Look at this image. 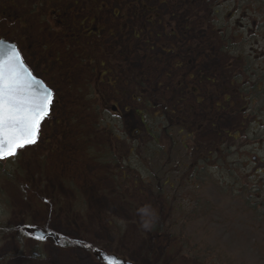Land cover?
Instances as JSON below:
<instances>
[{
    "label": "rangeland",
    "instance_id": "obj_1",
    "mask_svg": "<svg viewBox=\"0 0 264 264\" xmlns=\"http://www.w3.org/2000/svg\"><path fill=\"white\" fill-rule=\"evenodd\" d=\"M137 1L101 0L104 26L96 35L88 34L92 27L83 18L98 11L97 0L0 1V39L18 44L35 77L54 93L43 129L46 136L15 157L0 160L6 170L15 171L5 180L0 176V264H103L97 259L99 252L131 264H264V180L235 179L236 170L228 178L222 170L229 164L241 166L239 173L247 176L254 168L252 155L264 160V91L255 86L256 92H250L249 83L230 84L237 50L243 63L249 55V70L264 87V30L258 28V4L148 0L141 1V7ZM131 5L137 7L131 11L138 12L139 21L107 19L110 9L124 11ZM147 12L159 15L152 22L154 29L190 36L194 42L183 50H192L203 76L212 75L221 88L219 97L209 98L203 87L200 104H194L186 89V104L195 105L194 117H189L203 125L196 139L200 150L211 149L218 132L222 136L237 128L243 131L235 142L239 154L233 151V158L216 164L210 177L182 178L176 162L186 164L187 159L178 148L172 149L168 165L158 163L164 160L161 154L150 164L149 138H143L144 146L135 141V130L141 137L143 127L132 110L142 107L133 101V86L117 76L118 69L108 59L116 47L122 57L137 60V67L128 71H142L156 83L163 68H141L143 60L136 54L141 44L132 34L147 27L138 17ZM196 27L205 30L198 32ZM221 28L233 46L227 53L220 51ZM212 29L218 30L217 36ZM179 88L185 90L183 85ZM226 91L229 95H223ZM172 96L177 95L168 98ZM113 97L121 109L127 108L117 117L101 112V100L110 105ZM243 188L260 191L246 201ZM256 206L260 213L252 217ZM159 226L163 230H157ZM22 229L28 234L21 244ZM34 230L52 236L36 240Z\"/></svg>",
    "mask_w": 264,
    "mask_h": 264
},
{
    "label": "flooded vegetation",
    "instance_id": "obj_2",
    "mask_svg": "<svg viewBox=\"0 0 264 264\" xmlns=\"http://www.w3.org/2000/svg\"><path fill=\"white\" fill-rule=\"evenodd\" d=\"M119 1L120 0H113L114 3H118ZM141 1L148 3V0L137 1L141 7L143 6ZM159 1L160 0H158V2ZM97 2L100 4L98 11L94 13L89 12V17L83 18V20H88L89 25L92 27L89 29L90 32L88 33L91 35L100 34L104 26L101 25V19L104 18L102 14L105 12L102 13L101 8L106 10V8H104L105 4L101 5V0H97ZM83 4L84 10H86L85 2H83ZM125 4L126 3H124V5ZM132 7L137 8L134 5H131V8L127 7L123 9L124 11L116 10L115 8L110 9V14L107 16V19L110 21H120V23H122V21H128L129 19L139 21L136 16L138 12L131 11ZM138 17L142 20L139 23L141 26L147 25V27H144L141 30H133L132 32L134 39L141 44L139 50L136 52L137 56L143 60L141 68L144 69V66H148L149 68L154 69L156 65H161L164 73L155 76L156 83L149 78L146 79L143 76L144 73L142 71L131 73L128 70L132 67H137V60L131 62L126 55L122 57L123 54H121V51L116 47L113 48V51L109 54L110 58L108 59V64L111 67L118 69L117 76L123 78V80L133 86V90L135 91L133 101L142 107L141 109L135 108L132 110L133 114L137 116L143 127V135L141 137H139L140 130H135V141L137 140L138 142H141L139 145L144 146L143 138H149L150 141L148 140L149 142H147L149 146L146 144V149L148 151L147 156L150 164H154L156 160L155 157L158 154H161L163 155L164 160L158 163L162 166L168 165L171 163L172 149L178 148L181 151L182 156L187 159L186 164H182L179 161L176 162V167L182 169V178L198 179L197 177H200L201 175H209L208 177H210V171L218 169L216 164L221 161H229L233 158V151H236V153L239 154L240 149L235 142L238 136L242 135L243 131L237 128L236 130H233V134L230 132H224L222 136L225 135L226 137H222L218 132L216 134L219 136V139H217L216 144H214L209 150H200L196 143V139L197 134L201 131L203 125L198 124V119L190 118L193 115L194 104L202 103L201 96L205 94V97L207 96L209 98L219 97L221 95L219 94L221 88H218V83L215 82L212 75H209L210 77L203 76L202 70L200 69V63H198L197 60H195V57L192 56L193 51L189 50L186 53V51L183 50V47L186 44H189L190 41L192 43L194 42L190 39V36H186L187 38H185L184 35L179 34L173 29H154L152 22L154 19L156 20L159 18V15L157 14L156 16H153L152 13L147 12V14H138ZM197 17L198 15L196 14L194 19L196 22L199 21ZM119 25L122 26V24ZM198 26H201V24L198 23ZM123 27H127V25L125 24L122 28ZM195 29L198 32L205 30L200 27H196ZM221 30L222 29H219V32L222 35ZM119 31L121 33L120 27ZM143 32H145L146 39L142 38ZM210 32L216 36L219 33L216 29H212ZM196 35L198 34H193V38H196ZM223 37L224 39L219 40L221 45L220 51L227 53V51L232 49L228 43V41L230 42L231 40L230 38L227 40L226 35ZM231 63V86H233L232 80L235 81L234 85L238 83L241 85L248 84V76L243 69V62L241 60L236 61L233 59ZM55 64L58 65L59 61L55 60ZM225 69L229 70V67L226 66ZM107 80L110 79L107 78ZM182 85L185 86V90L179 88ZM202 88L205 90V94L202 93ZM186 89L189 92V94L186 95L193 98L194 104H186ZM260 90L261 89H258V91ZM241 92H243V90H241ZM160 93H164V95L166 94L165 98L159 96L158 94ZM172 93H175L177 96L175 98L174 96L168 98ZM229 93L230 91H226L223 95H229ZM241 98L243 100V97ZM107 104L108 103L105 102L103 98L101 100L102 113L117 117L122 111H127V108H120V104L116 97H113V103H110V105ZM49 117L41 126L39 142L46 136L43 129ZM155 122L158 123L157 126L155 125ZM212 128L217 131V128ZM136 146H138V144H136ZM250 161V164L253 165L254 168H252V172L248 173L247 176L243 173H239L242 169L241 166L235 168L236 166L232 164L224 167L222 169L224 170L223 173L229 175L228 178L234 176L235 179L241 180H264V160L252 155ZM242 162L243 161H238L237 163L240 164ZM201 170H203V173ZM235 170L237 171L235 174L236 176L232 175ZM168 172L169 170L166 169L165 174L162 175L166 177ZM256 174L260 175V177Z\"/></svg>",
    "mask_w": 264,
    "mask_h": 264
},
{
    "label": "snow or ice",
    "instance_id": "obj_3",
    "mask_svg": "<svg viewBox=\"0 0 264 264\" xmlns=\"http://www.w3.org/2000/svg\"><path fill=\"white\" fill-rule=\"evenodd\" d=\"M53 102L52 89L27 70L17 46L0 39V160L13 158L20 149L39 142ZM141 211L149 215L147 209ZM35 239L45 237L41 233Z\"/></svg>",
    "mask_w": 264,
    "mask_h": 264
},
{
    "label": "trees",
    "instance_id": "obj_4",
    "mask_svg": "<svg viewBox=\"0 0 264 264\" xmlns=\"http://www.w3.org/2000/svg\"><path fill=\"white\" fill-rule=\"evenodd\" d=\"M0 1H3V2H7V0H0ZM252 2H256L257 4H258V6H257V10H258V12L261 14V15H259V26H258V28L259 27H261V28H263V30H264V0H251ZM253 4H255V3H253ZM257 10L255 11V12H257ZM222 29V28H221ZM226 39L228 40L229 39V36L228 35H226ZM228 43H229V45H230V42L228 41ZM234 46H235V43L233 44ZM232 47V49H233V46H231ZM231 49V50H232ZM239 52L236 50L235 51V53H234V60H236V61H239V60H241V58H242V54L241 55H239L238 54ZM248 57H249V55L248 56H246V59H247V61H246V63H243L242 65H243V69L245 70V72L247 73V76H248V83H249V90H250V92H251V88H252V90L254 91V92H256L255 91V86H256V89L258 90V89H264V87H260V77H258L257 78V75H256V72H254V70L253 69H251V70H249L250 69V67L248 66ZM264 91V90H263ZM13 172H15L13 169H8V170H6L3 166H1L0 165V176H2V178L5 180V178L6 177H8V176H13L14 175V173ZM256 181V180H255ZM245 189V190H244ZM225 190V189H224ZM253 190V191H252ZM242 191H244V195H245V197L247 198L246 199V201H249L251 198H253V197H255L256 196V194H257V192L258 191H260V189H258V188H254V189H246V188H243V190ZM223 193H226V191H223ZM262 197V195H260V194H258V198H261ZM264 203V202H263ZM262 203V204H263ZM254 207V206H253ZM257 210V206H256V209H255V211H252V212H254V213H252L251 215H252V217H253V215H255L256 213L255 212H259L260 213V210H258V211H256ZM247 211V210H246ZM264 213V212H263ZM260 221H263L261 218H257V222H260ZM0 228H2V226H0ZM156 229L157 230H163V228H162V226H159V227H156ZM28 233H27V231L24 229H22V230H19L18 231V239H20V242H21V244H22V242L24 241V238H26V235H27ZM227 264H230V263H228V262H226Z\"/></svg>",
    "mask_w": 264,
    "mask_h": 264
},
{
    "label": "water",
    "instance_id": "obj_5",
    "mask_svg": "<svg viewBox=\"0 0 264 264\" xmlns=\"http://www.w3.org/2000/svg\"><path fill=\"white\" fill-rule=\"evenodd\" d=\"M6 44H10L8 42L5 41ZM27 68V67H26ZM28 70V68H27ZM29 71V70H28ZM30 72V71H29ZM37 79V78H36ZM39 80V79H37ZM41 81V80H40ZM37 87H39V85H37ZM43 234L45 239L48 237V236H52V234H47V233H44L40 230H34L33 231V235L36 237L37 235H40V234ZM97 259L101 260V262L103 264H131L130 262L128 261H125V260H122V259H119L117 258L116 256L114 255H108V254H105L103 252H99L97 253Z\"/></svg>",
    "mask_w": 264,
    "mask_h": 264
},
{
    "label": "clouds",
    "instance_id": "obj_6",
    "mask_svg": "<svg viewBox=\"0 0 264 264\" xmlns=\"http://www.w3.org/2000/svg\"><path fill=\"white\" fill-rule=\"evenodd\" d=\"M149 226H150V225H149L148 223H145V224H144V227H146V228L149 227Z\"/></svg>",
    "mask_w": 264,
    "mask_h": 264
}]
</instances>
